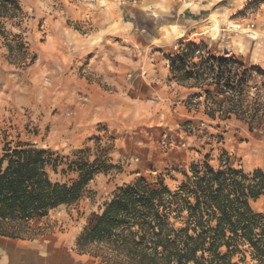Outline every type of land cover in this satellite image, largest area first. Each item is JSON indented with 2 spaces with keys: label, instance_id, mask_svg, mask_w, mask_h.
I'll list each match as a JSON object with an SVG mask.
<instances>
[{
  "label": "rangeland",
  "instance_id": "374dc122",
  "mask_svg": "<svg viewBox=\"0 0 264 264\" xmlns=\"http://www.w3.org/2000/svg\"><path fill=\"white\" fill-rule=\"evenodd\" d=\"M18 1L23 16L0 35V157L26 144L62 157L89 148L93 160L100 137L116 172L91 184L94 199L33 221L36 239L0 237V264H106L76 240L117 188L140 178L174 191L193 162L209 155L216 166L223 152L233 168L264 172L244 157L251 145L264 150V121L254 131L209 121L169 69L170 57L196 49L191 64L235 58L264 71V0H226L229 15L199 24L191 12L207 0ZM250 84L264 96L263 77ZM252 208L264 213V197Z\"/></svg>",
  "mask_w": 264,
  "mask_h": 264
},
{
  "label": "trees",
  "instance_id": "16d2710c",
  "mask_svg": "<svg viewBox=\"0 0 264 264\" xmlns=\"http://www.w3.org/2000/svg\"><path fill=\"white\" fill-rule=\"evenodd\" d=\"M21 16L18 0H0V35L6 37V23ZM8 48L15 49L10 43ZM195 51L169 58L172 80L197 91L190 94V107H203L211 122L236 119L250 131L260 128L264 96L250 82L254 75L264 78V71L235 58L209 56L191 64ZM217 138L224 141L223 135ZM94 140L93 160L89 148L62 157L26 144L4 147L1 238L34 240L42 234L33 229V221L95 198L91 184L101 174L116 172V166L111 163L112 147H101L100 137ZM222 156L225 160L216 166L209 155L193 162L174 191L162 184L151 186L143 178L117 188L77 238L80 253L106 264H264V213L252 208L264 197V172L246 174L229 164L227 153Z\"/></svg>",
  "mask_w": 264,
  "mask_h": 264
},
{
  "label": "crops",
  "instance_id": "0c3cea01",
  "mask_svg": "<svg viewBox=\"0 0 264 264\" xmlns=\"http://www.w3.org/2000/svg\"><path fill=\"white\" fill-rule=\"evenodd\" d=\"M225 2L226 0H207L204 3H201L198 9L191 12L194 17L191 22L193 24H199L202 23V21L204 22V19L205 21H213L212 19L214 17L218 19V16L229 15L230 10L227 8ZM179 88L186 90L189 92L188 94H191L190 92L194 91L182 87Z\"/></svg>",
  "mask_w": 264,
  "mask_h": 264
},
{
  "label": "bare ground",
  "instance_id": "6f19581e",
  "mask_svg": "<svg viewBox=\"0 0 264 264\" xmlns=\"http://www.w3.org/2000/svg\"><path fill=\"white\" fill-rule=\"evenodd\" d=\"M244 157L251 163L263 164L264 163V150L256 145H251L244 151Z\"/></svg>",
  "mask_w": 264,
  "mask_h": 264
}]
</instances>
